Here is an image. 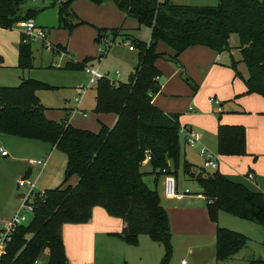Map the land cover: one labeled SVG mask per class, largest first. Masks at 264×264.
<instances>
[{
  "label": "trees",
  "instance_id": "1",
  "mask_svg": "<svg viewBox=\"0 0 264 264\" xmlns=\"http://www.w3.org/2000/svg\"><path fill=\"white\" fill-rule=\"evenodd\" d=\"M29 0H0V28L10 30L21 21L35 19L39 10H22ZM75 0L57 2V28L72 32L87 24L71 10ZM95 6L112 2L125 19H133L139 28L150 30V39L143 42L122 28L97 29L95 42L113 40L119 36L137 52V65L126 83L102 79L95 85L97 115L116 116L112 128L100 124L97 133L73 127L68 119L53 122L46 118V108L37 93L53 87L32 79H22L19 86L0 88V134L34 140L57 149L67 158L65 178L60 186L43 191L33 201L31 221L17 227L0 256V264H33L47 252L46 262L39 264H70L62 240L63 225L87 223L93 208L103 209L108 216L124 224L114 236L135 246L140 235L148 236L163 246L159 264H170L171 229L166 210L155 189L145 179L154 182L172 175H182L197 184L205 197L207 215L216 224L224 213L264 227V194L252 192L217 171L195 169L181 164L179 114H166L152 104L160 91L158 59H168L176 66L178 55L190 47L203 46L217 54L230 53L231 35L239 39L238 53L248 76L243 78L247 94L264 98V0H217L215 6L193 7L176 0H86ZM18 45V69L24 73L33 69L31 43ZM164 43L174 52L173 58L159 54L156 47ZM55 48L66 51L57 45ZM91 59L67 62L69 70H83ZM2 58L0 57V67ZM230 68L240 78L236 62ZM185 82L197 92L198 87L186 76ZM217 154L246 156L245 128L219 125L216 134ZM149 156L148 169L142 166ZM77 176L74 186L68 185ZM39 195V193H38ZM248 239L240 233L217 227L214 257L216 264L234 261L247 246ZM126 264V263H124ZM248 264H264L250 260Z\"/></svg>",
  "mask_w": 264,
  "mask_h": 264
},
{
  "label": "rangeland",
  "instance_id": "2",
  "mask_svg": "<svg viewBox=\"0 0 264 264\" xmlns=\"http://www.w3.org/2000/svg\"><path fill=\"white\" fill-rule=\"evenodd\" d=\"M54 1L55 0H29L21 7L22 10L25 8L38 10L44 7L43 11L39 12L37 15L36 24L38 26H36H44V29L39 28V30H42L45 34L46 40L41 41L40 39H36L29 41V43H31L34 67L28 72L22 73L17 66L11 67L4 64L1 65L0 88L17 87L22 79L39 81L53 87L51 90H43L37 93L40 103L46 108L45 116L48 120L58 123L63 119H68L73 127L94 133L99 131L101 127L100 124L108 128L111 126L113 127L115 123V116L113 114L104 113L97 115L93 112L95 84L89 83L90 76L86 74L84 69L69 70L64 69L63 66L67 62L77 63L88 58L91 59V61L86 64V67L92 66L93 68H98L100 73L108 78L110 82L126 83L136 68L138 61L137 52L129 50V45L122 36L115 38L113 42L108 40V42H111V46L105 50V48H102L95 42L96 30L102 28L114 29L122 26L125 29H130L131 33L137 39L148 41L150 38L149 29L144 27L137 30L134 26L128 27V25L135 24V21L133 19H126L125 22H123L121 13L116 6V11L112 12L108 21H104V25L102 26L98 25V23H101L99 19H96L98 14L95 16L91 14L84 15L85 18L94 20V22H89L77 14L80 19L87 21V24L76 27L72 32L66 29H58L56 7H50ZM57 1L64 2L65 0ZM177 2L182 5L193 7H210L217 4V0H177ZM91 6L94 5L92 4ZM31 20L35 21V19ZM231 38L235 40L237 37L236 35H232L230 39ZM160 44L161 43L158 44L159 48ZM2 45L4 46L5 44ZM57 45L67 48L72 59L68 58L66 51L55 48ZM238 46L239 39H237V43L234 44L229 40V49L234 57L237 55ZM7 50L6 45L3 51L6 52ZM100 50L104 53L101 56V60H99V56L101 55ZM223 54L221 55L223 56ZM225 56H227V53H225ZM237 69H239L240 72H245L244 64H237ZM186 76V74L182 76V81L184 83H186ZM195 85L198 87L196 83ZM189 87L192 91V87ZM80 96L81 102L78 105L75 100ZM204 97V93H201L200 99L202 104L201 108H199L201 111L204 107L205 109L209 107L207 103L204 104ZM210 107L209 109H214L211 105ZM217 117L218 115H216V118ZM113 119L114 122L112 123ZM192 131L195 135H199L204 143L208 144L211 152L217 153L216 137L203 136V132L200 128L196 129L193 127ZM0 147L7 154V156H2L0 154V228H3L4 224L11 220L22 204V200L19 199V196L29 195V188L18 187L17 181L26 178L29 179L35 184L34 191H38L39 194L45 190L57 188L62 184L65 178L67 158L65 154L57 149L51 148L47 144L1 134ZM180 148L181 164L185 161L197 170L203 168V163L198 156L197 149L186 144L182 133H180ZM45 158H47V165L44 169L40 167H32L33 169L28 168L29 160H40ZM223 166L225 167L226 165ZM27 169H31V171L28 173ZM182 179L185 180V177L182 175L180 166L177 172L179 186H181L182 189L188 187L191 191H196L199 188L193 180L187 179L188 181H183ZM76 183L77 176H71L68 185L74 186ZM161 195L163 199L166 198L164 190ZM37 198L38 197H36V199ZM185 202H187V200L176 203L184 204ZM193 202H196V204H204L203 199H194ZM172 204L175 203L171 201L167 203L168 206ZM216 226L229 229L245 236L248 239V249L244 251V256L250 255L253 260L264 262V227L254 225L224 213L218 216ZM66 228L70 227L67 226ZM171 234L170 264H180L182 260L187 264H216L213 256L215 247L213 235H201L197 232L193 236L183 237L174 233ZM66 237L71 241V247L75 254L71 256V260L74 261L73 264H159L164 255L163 246L154 243L146 235H140L135 246L127 245L122 239L116 236H99L94 242L91 256L84 255L82 251L74 246L76 236L68 235ZM47 259L48 254L44 252L40 256L38 262L41 263ZM225 264L245 263L234 261Z\"/></svg>",
  "mask_w": 264,
  "mask_h": 264
},
{
  "label": "crops",
  "instance_id": "3",
  "mask_svg": "<svg viewBox=\"0 0 264 264\" xmlns=\"http://www.w3.org/2000/svg\"><path fill=\"white\" fill-rule=\"evenodd\" d=\"M89 3L86 0L85 2L84 0H75L71 4V10L76 16L78 14L81 18L89 22H94V20L87 19L84 15L91 14L92 16H95L98 14L96 19L100 20L101 23H98L100 26L104 25V21H108L112 12L116 11V7L112 2H107L101 6H91L92 4ZM27 9L30 8H25L23 11H26ZM43 9L44 7L38 10L41 12ZM79 16L77 17L80 19ZM121 17L123 18V22H125L126 19L122 13ZM83 19L80 20L87 23V21ZM34 22L35 24L37 23V17ZM132 26L136 27L137 30L141 29L136 22L133 25H128V27ZM43 27L44 26H39L38 28L44 29ZM120 28L137 39L131 33L130 29H125L122 26ZM22 34V31L16 27L10 30L0 28V57L2 58V65L4 64L11 67L18 65V45L23 36ZM237 39L238 37L235 40H232L231 38L230 41L234 44L237 43ZM2 44L5 45L3 46ZM6 45L8 50L4 52L3 50ZM156 51L159 54H165L167 58L174 57L172 49L164 43L160 44V48L158 45ZM66 53L68 54V58H71L67 48ZM218 55L220 54H217L206 47L195 46L186 49L178 55L177 61L181 67L174 65L172 62L168 61V59H158L155 62V66L159 71L160 91L153 97L152 104L166 114H179L181 130H183V128H190L191 130L193 127L196 129L200 128L203 132V136L216 137L219 125L244 127L247 155L242 157L220 156L218 169L216 171L227 179L246 186L248 190L250 188V191L252 192L264 194V98L256 94L246 93V86L243 82V78H247L248 73L246 68L245 72H240L239 69H237V64L242 63L240 61L238 47L236 57L230 52L227 53L228 57L225 56L224 53L223 56L221 55V58L217 60ZM232 60L236 62V69L241 76L240 78L235 77L234 71L230 68ZM184 74H186L194 84L196 83L198 85V93L193 90L192 92L190 87L182 81V76ZM201 93H204L205 95L204 104L207 103L209 106L207 109L204 107L202 111L199 109L202 104L200 99ZM211 98H215L219 102L218 109L215 104L209 102ZM210 105L214 108L213 110L209 109L211 108ZM216 115H218L217 118ZM113 122L114 119L112 123ZM180 133L183 134V131ZM199 142L198 147H204L209 150L210 147L207 143H204L202 138ZM45 159L47 160V158ZM223 165L226 166L224 167ZM28 168L31 167L29 166ZM31 169H27L28 173ZM144 169L147 170L148 167ZM209 172L213 171L209 170ZM248 174H253L254 179L248 180ZM164 178L165 177H160L154 182L152 177H148L145 181L148 186H153L150 188L155 189L158 195L160 194L161 205L166 210L169 217L171 233L183 237L193 236L197 232L201 235H213L215 246V233L217 226L210 222L208 218L204 198L185 196L181 200L163 199L161 194H163L164 190ZM175 180L178 193H183L182 190L186 189H188L191 194L201 192L199 188L196 191H191L188 187L182 189L178 184V180L176 178ZM182 180L185 181L184 179ZM194 199H203L204 204H196V202H193ZM183 200H187V202L184 204L176 203L183 202ZM170 201L175 204L168 206L167 203ZM67 226L70 228H66ZM123 229L124 224L120 219L109 217L107 213L99 207L93 208L91 219L87 223L71 226H69V224L63 225L62 240L68 262L70 264L74 263V261L71 260V256H74L75 254L71 247V241L67 239L66 236H76L74 246L82 251L84 255L91 256L93 253L94 242L99 236L113 237L115 234L121 233ZM246 249H248L247 246L236 255L235 262L238 261L248 264L249 261L252 260V256H244V251Z\"/></svg>",
  "mask_w": 264,
  "mask_h": 264
},
{
  "label": "built area",
  "instance_id": "4",
  "mask_svg": "<svg viewBox=\"0 0 264 264\" xmlns=\"http://www.w3.org/2000/svg\"><path fill=\"white\" fill-rule=\"evenodd\" d=\"M177 1V0H176ZM16 27L20 29L24 35V43L29 42L30 40H36L40 39L41 41L46 40L45 34L42 32V30H39V28L36 26L34 20H26V21H21L16 24ZM102 48H109L111 46V42L108 41H103V44L100 45ZM129 50H133L131 46H129ZM101 55L99 56V60L102 59V55L104 54L103 51L100 50ZM221 58V54L218 55L219 60ZM84 70L86 74L90 76V84H97L100 80L102 79H108L104 75H102L99 71L98 68H93L92 66L90 67H84ZM109 80V79H108ZM110 81V80H109ZM112 83H115L112 82ZM81 100V96L78 97L75 101L79 105ZM210 103L215 104L216 108L218 109V104L219 102L213 98L209 100ZM183 131V134L185 136V142L188 146L197 148L198 144L200 143V136L195 135L193 131L190 128H183L181 132ZM198 155L202 160L203 163V168L205 170H210V171H216L218 169L219 161H220V155L217 153H213L210 150L204 148V147H198ZM0 154L2 156H7L6 152L0 148ZM150 158L149 156L146 157L144 160L142 166L143 168L148 167V162ZM28 165L32 167H40L44 169L47 165V160L46 159H40V160H29ZM248 180H253L254 175L253 174H248L247 175ZM17 186L20 188H29V195L25 196L23 195L22 204L19 206L17 212L13 215L10 221L6 222L3 226V228H0V256L5 253L6 250V245L10 242L11 240V235L13 232L17 229V227L26 225L28 224L32 217H33V201L37 196H43V192H41L38 195V191H34L35 189V184L31 182L29 179H21L17 181ZM164 192H165V197L170 200H181L185 196H192L196 198H204L205 197L199 193H192L186 189L183 191V193H178L177 191V184L176 180L172 175H167L164 178ZM36 193V194H35ZM33 264H39L38 261H35ZM181 264H186V262L183 260Z\"/></svg>",
  "mask_w": 264,
  "mask_h": 264
},
{
  "label": "water",
  "instance_id": "5",
  "mask_svg": "<svg viewBox=\"0 0 264 264\" xmlns=\"http://www.w3.org/2000/svg\"><path fill=\"white\" fill-rule=\"evenodd\" d=\"M22 198H23V195H20V196H19V199H22Z\"/></svg>",
  "mask_w": 264,
  "mask_h": 264
}]
</instances>
